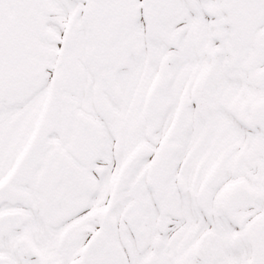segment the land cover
Segmentation results:
<instances>
[{
	"label": "snow or ice",
	"instance_id": "obj_1",
	"mask_svg": "<svg viewBox=\"0 0 264 264\" xmlns=\"http://www.w3.org/2000/svg\"><path fill=\"white\" fill-rule=\"evenodd\" d=\"M0 264H264V0H0Z\"/></svg>",
	"mask_w": 264,
	"mask_h": 264
}]
</instances>
